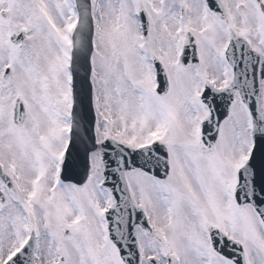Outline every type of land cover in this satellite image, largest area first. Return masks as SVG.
<instances>
[{"label": "snow or ice", "instance_id": "1", "mask_svg": "<svg viewBox=\"0 0 264 264\" xmlns=\"http://www.w3.org/2000/svg\"><path fill=\"white\" fill-rule=\"evenodd\" d=\"M0 264H264V0H0Z\"/></svg>", "mask_w": 264, "mask_h": 264}]
</instances>
